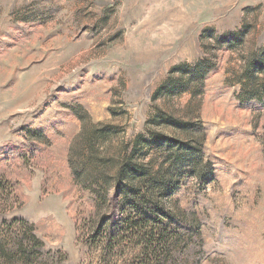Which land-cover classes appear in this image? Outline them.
<instances>
[{
    "label": "rangeland",
    "instance_id": "rangeland-1",
    "mask_svg": "<svg viewBox=\"0 0 264 264\" xmlns=\"http://www.w3.org/2000/svg\"><path fill=\"white\" fill-rule=\"evenodd\" d=\"M252 54L264 0H0V264H264ZM138 136L175 173L132 211L115 174Z\"/></svg>",
    "mask_w": 264,
    "mask_h": 264
},
{
    "label": "trees",
    "instance_id": "trees-1",
    "mask_svg": "<svg viewBox=\"0 0 264 264\" xmlns=\"http://www.w3.org/2000/svg\"><path fill=\"white\" fill-rule=\"evenodd\" d=\"M257 56V54H252L251 56H249L248 65L243 73L245 82L242 84V87L244 90L243 95L245 96L242 97H247L248 99L261 98V95H264V55L261 54L260 58H257ZM209 69L210 67H207L204 62L199 63L196 70L198 72L197 76L199 75L200 80L204 79ZM188 80V82L191 83V80ZM169 87V91L171 94H174V92L179 93L185 90L182 88L183 82L181 81L174 84H170ZM74 111L80 119H83V115L80 114V112H78L77 110ZM175 123L176 121L173 120V118H169L166 123L160 124H162V126L164 127H173L182 135H184L183 133H185V135H190L187 132L189 128L183 127L182 123ZM102 134L103 138L107 139V132ZM160 137L165 138L166 140L173 139L170 138V136H165V133L163 132H158L157 134H155V139H159ZM143 140L144 138H142V136H138L136 145L133 148V153L130 156H127L124 148V151L120 152L121 158L116 165L118 168L115 174V197L116 199L118 198V196L124 197L125 201L128 203V207H130L132 211L134 209L136 210L139 207L138 204L140 202L146 200L145 197L149 196L152 198L155 195L154 193H156V191H162L164 193L167 190L168 181L171 177H173L175 173V171L173 170L174 167L166 169L164 168V165H161L158 170H154V166L150 165V163L144 162L145 157H141L140 153H138L140 143L142 142L144 144H147V140L146 142ZM152 144L153 143L147 144V146H151ZM159 150L163 151L162 149ZM103 162H105L104 159L102 161V164H104ZM126 182L127 184H125ZM143 185L145 187H143ZM144 190H147L149 195L146 194ZM153 199L155 198H152V200ZM145 208L148 209V206H145ZM140 210L142 211V208H140ZM155 211V215L160 217L161 219L155 218L153 220L151 218H148V215L143 214L142 216L147 218H144L146 222L144 221L145 224L142 225L147 226L151 223L150 225H153L154 227H161L162 219L164 220L165 218L161 216L162 214L160 212H158L157 210ZM136 214L141 215L139 212ZM122 224L124 227H126L127 231H129L130 229H134V223L132 222V218L130 216H128V218H125ZM36 237L37 236L34 235V238L37 240Z\"/></svg>",
    "mask_w": 264,
    "mask_h": 264
}]
</instances>
